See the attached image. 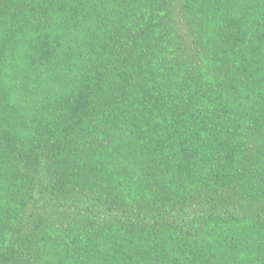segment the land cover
<instances>
[{
	"label": "trees",
	"instance_id": "obj_1",
	"mask_svg": "<svg viewBox=\"0 0 264 264\" xmlns=\"http://www.w3.org/2000/svg\"><path fill=\"white\" fill-rule=\"evenodd\" d=\"M0 264H264V0H0Z\"/></svg>",
	"mask_w": 264,
	"mask_h": 264
}]
</instances>
